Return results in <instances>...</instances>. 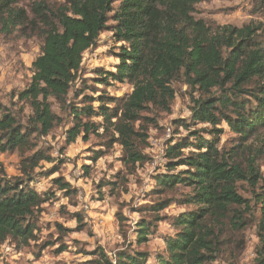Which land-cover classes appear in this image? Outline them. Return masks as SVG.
I'll list each match as a JSON object with an SVG mask.
<instances>
[{"label": "trees", "instance_id": "16d2710c", "mask_svg": "<svg viewBox=\"0 0 264 264\" xmlns=\"http://www.w3.org/2000/svg\"><path fill=\"white\" fill-rule=\"evenodd\" d=\"M18 1H0V14L11 17L8 7ZM202 1L68 0L58 8L34 4L43 46L32 64L30 83L17 95L21 112L27 107L31 115L24 123L0 102V153H18L21 173L9 179L0 170V245L9 243L18 253L33 249L35 261L56 244L57 255L69 250L62 242L69 231L60 224H55L56 242L52 234L42 237L43 206L55 194H40L28 184L42 162L56 161L39 148L42 138L69 119L62 154L78 138L87 143L94 136L104 150L93 161L118 145L124 167L133 173L149 161V131L159 127V112H171L177 94L173 85L180 82L191 92V118L175 123L174 134L180 136L183 128L186 136L164 145L165 172L153 178L158 200L143 210L150 220L136 224L135 242L114 258L99 246L82 252L90 259L79 264H147L152 256L142 247L168 219L161 214L174 203L186 211L170 218L174 234L164 238V253L155 256L156 264H217L224 257L236 264L256 206L261 218L255 264H264V22L242 27L207 23L194 15ZM253 2V13L264 17V0ZM105 32L121 44L119 64L115 72H101L95 83L102 91L87 85L77 90L74 100L82 98L77 104L70 93L83 56ZM116 83L131 85L132 92L111 96L107 89ZM89 89L99 95H86ZM54 104L64 116L55 113ZM198 124L206 128L194 129ZM222 124L234 135L230 148L220 146ZM53 183L69 202L76 199L78 191L64 178ZM240 184L247 185L252 201L240 194ZM71 216L80 230L85 228L82 214ZM118 219L123 228L125 218L119 214Z\"/></svg>", "mask_w": 264, "mask_h": 264}, {"label": "rangeland", "instance_id": "374dc122", "mask_svg": "<svg viewBox=\"0 0 264 264\" xmlns=\"http://www.w3.org/2000/svg\"><path fill=\"white\" fill-rule=\"evenodd\" d=\"M67 1L19 0L8 7L12 10L11 17H7L8 13L0 14V102L20 115L24 123L31 115V110L24 107V112H21L22 103L18 101L17 95L30 83L33 76L32 64L40 55L43 46L40 32L42 25L34 20L33 6L36 3H43L47 7L58 8ZM254 3L253 0H203L195 7L194 15L210 24L236 27H242L251 21L264 22L263 16L253 13ZM6 22H11L13 25L7 26ZM120 46L121 44L115 42L112 33L105 32L100 36L97 46L83 56L81 71L70 93L71 100H74L77 90H85V85L102 91L103 86L95 82L101 72H115L119 64L117 54ZM173 86L177 94L171 112H159L157 114L159 127L151 128L149 131L150 147L145 151L149 161L143 166H138L132 171L133 173L124 167L122 148L118 145L104 157L93 161L94 154L104 150L101 141L94 136H91L87 143L78 138L62 154L66 131L70 127L69 119H65L48 137L39 141V148L48 151L56 160L53 163L42 162L34 172L33 181L28 182L40 194L54 193L56 197L43 206L42 237L47 238L52 234L53 241L56 242L59 236L55 224H60L69 231L62 239V242L69 246V250L57 255L55 250L59 244H56L44 250L41 258L35 261L33 249H25L18 253L6 243L0 245V264H79L90 259L82 252H91L100 246L111 258H114L119 250L130 246V242H135L136 224L144 218L150 220L151 216L146 210L158 200V197L152 193L155 186L153 178L165 172V160L162 158L164 145L174 137L179 139L186 136L187 132L183 128L179 129L180 136L174 134L175 123L180 120L189 122L191 118L190 89L180 82L174 83ZM132 89L129 84L116 83L109 87L107 92L113 97L122 98L129 95ZM92 92L89 89L86 95L92 97L99 95ZM81 99L73 102L80 104ZM53 110L59 116H64L56 104ZM221 127L225 132L221 136L220 146L230 148L234 135L226 124H222ZM193 128L199 130L206 126L198 124ZM261 136L260 139L264 140V134ZM258 142L259 140L254 141L255 144ZM19 163L18 153H0V170H4L7 178L21 177ZM85 167H88V170ZM58 177L64 178L78 191L76 199L72 202L56 189L53 180ZM239 192L252 201L253 197L246 184H240ZM144 209L146 210L143 211ZM256 209L255 221L244 233L245 249L236 264H255L257 250L260 248L258 220L261 218ZM184 211L186 210L174 203L162 212L161 216H166L168 219L158 224L150 242L142 247L152 256L147 264H156L155 256L164 253V238L174 234L170 218ZM75 212H79L84 217L85 228L82 230L71 216ZM119 214L125 218L123 228L119 223ZM217 264H230V258L224 257Z\"/></svg>", "mask_w": 264, "mask_h": 264}]
</instances>
